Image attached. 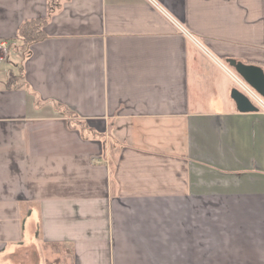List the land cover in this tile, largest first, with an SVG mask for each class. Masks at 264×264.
<instances>
[{"label": "crops", "instance_id": "crops-1", "mask_svg": "<svg viewBox=\"0 0 264 264\" xmlns=\"http://www.w3.org/2000/svg\"><path fill=\"white\" fill-rule=\"evenodd\" d=\"M1 41L0 264H264V0H0Z\"/></svg>", "mask_w": 264, "mask_h": 264}, {"label": "water", "instance_id": "water-1", "mask_svg": "<svg viewBox=\"0 0 264 264\" xmlns=\"http://www.w3.org/2000/svg\"><path fill=\"white\" fill-rule=\"evenodd\" d=\"M228 65L240 76L260 97H264V71L254 64L230 60ZM230 96L236 104L239 112H252L258 110V105L252 101L244 92L233 87Z\"/></svg>", "mask_w": 264, "mask_h": 264}, {"label": "trees", "instance_id": "trees-1", "mask_svg": "<svg viewBox=\"0 0 264 264\" xmlns=\"http://www.w3.org/2000/svg\"><path fill=\"white\" fill-rule=\"evenodd\" d=\"M46 19L44 18H32L23 21L17 29V39L24 41L23 51L27 53L30 44L38 42L45 38L43 31V24ZM83 127V126H82Z\"/></svg>", "mask_w": 264, "mask_h": 264}, {"label": "built area", "instance_id": "built-area-1", "mask_svg": "<svg viewBox=\"0 0 264 264\" xmlns=\"http://www.w3.org/2000/svg\"><path fill=\"white\" fill-rule=\"evenodd\" d=\"M7 52V45L6 42L1 41L0 42V60H3L5 58V54ZM222 67H224L226 70L229 71V69L226 68L225 65L221 64ZM231 76L233 77L236 87L240 89L242 92H244L252 101H254L257 105H262V97H260L240 76H238L236 73H231Z\"/></svg>", "mask_w": 264, "mask_h": 264}, {"label": "rangeland", "instance_id": "rangeland-1", "mask_svg": "<svg viewBox=\"0 0 264 264\" xmlns=\"http://www.w3.org/2000/svg\"><path fill=\"white\" fill-rule=\"evenodd\" d=\"M10 49H12L11 52H14L13 50L15 49V47L12 46ZM15 55H17V52L15 53Z\"/></svg>", "mask_w": 264, "mask_h": 264}]
</instances>
